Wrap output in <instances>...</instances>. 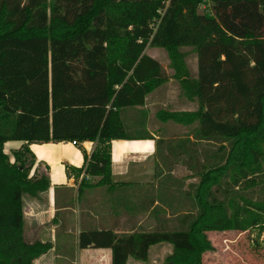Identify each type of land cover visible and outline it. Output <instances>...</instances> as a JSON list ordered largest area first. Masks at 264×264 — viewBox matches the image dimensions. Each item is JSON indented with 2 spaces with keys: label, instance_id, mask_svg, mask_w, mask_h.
Here are the masks:
<instances>
[{
  "label": "trees",
  "instance_id": "16d2710c",
  "mask_svg": "<svg viewBox=\"0 0 264 264\" xmlns=\"http://www.w3.org/2000/svg\"><path fill=\"white\" fill-rule=\"evenodd\" d=\"M213 1L201 14L209 0H0V264H34L52 249L24 236V199H41L52 187L49 167L32 174L31 145L97 143L84 167L72 168L77 178L84 174L81 196L87 177H100L109 193L117 189L114 140L152 138L125 120L169 81L148 47L166 50L175 79L199 107L169 119L189 117L200 140L220 144L216 164L202 172L197 212L180 227L83 230L79 248L110 249L112 264H128L170 244L164 264H203L215 251L209 232L261 223L253 211L264 214V0ZM190 53L198 57L196 79ZM11 141L26 142L13 163L4 148ZM256 185L263 198L255 202L242 190Z\"/></svg>",
  "mask_w": 264,
  "mask_h": 264
},
{
  "label": "crops",
  "instance_id": "0c3cea01",
  "mask_svg": "<svg viewBox=\"0 0 264 264\" xmlns=\"http://www.w3.org/2000/svg\"><path fill=\"white\" fill-rule=\"evenodd\" d=\"M189 71L193 78L198 77V57L193 71ZM198 110L197 103L187 98L174 77L151 93L144 107L130 109L125 115L130 130L137 133L147 130L152 138L113 141L112 181L118 185L113 193L98 185L100 177H87L89 186L79 196L84 174L77 178L72 168L84 167V154L91 157L97 149L96 142L77 146L66 142L31 145L37 158L32 174L37 169L43 173L49 167L52 182L51 189L41 199L28 197L38 208L31 216L32 221L41 226L52 221L59 225L50 229L52 249L34 263L49 258V264H112L110 249L79 248L83 230H110L130 235L133 230L151 232L157 227L178 228L189 211L196 214L195 191L202 172L216 164L218 149L212 140H200L198 123L189 124V117L169 119L168 114ZM25 144L6 143L5 152L12 163L14 152ZM62 214L66 218L80 219L75 242L70 241L74 233L71 221H59L58 216ZM57 229L62 230V236L56 235ZM154 250L173 252L170 244L152 246L147 262L130 259L128 264H158L166 254L155 258Z\"/></svg>",
  "mask_w": 264,
  "mask_h": 264
},
{
  "label": "rangeland",
  "instance_id": "374dc122",
  "mask_svg": "<svg viewBox=\"0 0 264 264\" xmlns=\"http://www.w3.org/2000/svg\"><path fill=\"white\" fill-rule=\"evenodd\" d=\"M214 5L213 0H209L208 3L200 7V13L203 14L209 10L212 9ZM185 51H190V49H184ZM146 54L149 56L156 57V59L160 62V64L165 69V73L169 76V78L174 77V70L171 68V60L166 52L165 49H156L153 47H148L146 49ZM196 56V57H195ZM197 58L196 54L190 53L189 59L187 61L188 69L193 71L195 60ZM175 78V77H174ZM185 93V92H184ZM220 148V144L216 145V149ZM217 151V150H216ZM264 167V166H263ZM260 175V174H259ZM261 176V175H260ZM258 176V178H261L260 181H264V176ZM201 178V177H200ZM256 178V177H255ZM202 179V178H201ZM242 189V187H240ZM238 190V189H237ZM262 188L259 185H256L255 187H250L243 189V194L246 193L251 194V197H253L254 201H260L263 198V193L261 192ZM241 191V190H240ZM25 201V218H26V225H25V232L24 236L26 238V241L28 242H49L51 239V226H59L55 223V221H52L50 224L46 223V225L41 226L37 225L36 223H33V219L31 216L33 215V212H38V208L30 199L26 196L24 199ZM256 213H260L262 217L261 223L257 224L256 227H251L247 231H222V232H209L208 237L213 245V248L215 249L214 252H207L203 256V264H264V214L261 211H253ZM182 214V213H181ZM255 215V213H252ZM250 214V215H252ZM184 216V214H182ZM59 221H66L67 223L69 221L72 230H74V233L72 234L73 237L70 239L71 242H75L76 238V230L79 226L80 219L78 217H68L65 216H58ZM61 229L56 230V235L59 237L62 236ZM173 250V249H172ZM174 251V250H173ZM165 255L164 260H160L158 264H164L165 261L173 254V252L168 254L166 251H162L161 253H158L154 250L153 256L155 258L157 255ZM48 259L46 258L44 262L39 264H49ZM37 264V263H34ZM62 264V263H58Z\"/></svg>",
  "mask_w": 264,
  "mask_h": 264
},
{
  "label": "built area",
  "instance_id": "2783aa9c",
  "mask_svg": "<svg viewBox=\"0 0 264 264\" xmlns=\"http://www.w3.org/2000/svg\"><path fill=\"white\" fill-rule=\"evenodd\" d=\"M74 146H77L78 144H76L75 142L74 143H72Z\"/></svg>",
  "mask_w": 264,
  "mask_h": 264
}]
</instances>
